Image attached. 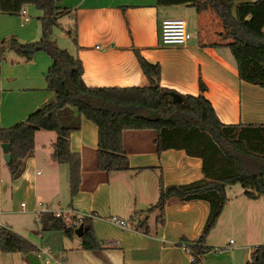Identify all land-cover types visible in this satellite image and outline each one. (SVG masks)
I'll list each match as a JSON object with an SVG mask.
<instances>
[{"label": "crops", "instance_id": "1", "mask_svg": "<svg viewBox=\"0 0 264 264\" xmlns=\"http://www.w3.org/2000/svg\"><path fill=\"white\" fill-rule=\"evenodd\" d=\"M239 1L243 0L234 3ZM26 5L23 4L25 11ZM64 7L72 17L71 24L75 21L76 54L85 84H146L147 78L133 51L136 48L147 60L159 63L162 86L196 94L200 78L205 85L202 93L221 122H264V89L240 79L228 48L214 44L223 43L218 36L222 25L212 11H196L186 3L158 5L155 0H71ZM164 17L185 21L190 32L185 43L160 42L159 23ZM70 52H74L73 44ZM6 60L0 67L3 127L22 119L52 96L43 77L51 62L47 53L37 50L28 59L12 55ZM155 136L152 128L124 129L121 141L128 165L143 168L106 172L95 165L96 127L81 116L80 127L69 133V148L78 152L80 158V182L70 198L67 165L49 158L55 132L43 128L33 132V148L23 158L19 174L14 178L8 174L6 178L10 204L23 196L26 203L20 200L19 206L22 202L25 210L33 214V221L43 209L70 207L78 213L92 212V225L100 244L99 251L94 252L78 247L77 233L71 238L62 237L63 250L55 257L49 253L45 264H190V255L179 240L199 233L207 215V202L170 196L163 206L161 222L156 208L148 212L143 209L157 198L159 175L164 185L194 181L202 177L201 161L181 148H165L157 153ZM2 164L5 166L0 147V167ZM231 188V184L225 186L227 200L206 237L205 244L210 249L198 264H243L251 248L264 243L263 199L259 195L246 197L242 187L229 196L227 189ZM9 211L11 208L0 200V213ZM144 214L146 232L129 219L131 215L136 218ZM111 215L124 219L127 226L122 228L111 222ZM0 225L39 245L38 226L32 230L35 236H29L23 235L28 228L12 221L0 219ZM213 232L233 233L237 241L228 237L223 244H213ZM0 264H28V260L19 251H0Z\"/></svg>", "mask_w": 264, "mask_h": 264}, {"label": "trees", "instance_id": "2", "mask_svg": "<svg viewBox=\"0 0 264 264\" xmlns=\"http://www.w3.org/2000/svg\"><path fill=\"white\" fill-rule=\"evenodd\" d=\"M60 0H0V12L17 14L25 3L39 9L40 37L18 41L15 37L0 40V58L6 49L28 59L37 50H44L51 62L43 74L45 88L51 98L38 104L22 119L0 126V142H8L10 158L5 162L10 178L17 176L21 162L33 148V132L50 129L55 139L50 144L49 158L67 165L68 191L71 198L80 182L79 153L69 148V133L80 127L81 116L96 127L95 165L103 171L130 167L122 145L124 129L152 128L156 131L155 150L181 148L201 161L202 177L182 184H163L158 176V194L143 210H158L162 221L163 206L170 196L179 200L203 199L208 211L199 233L181 237L179 242L190 255V264H198L210 249L205 244L225 201V186L239 183L248 198L262 195L264 204V122L223 123L210 101L203 95L204 83L198 78L196 94L181 93L182 101L171 100L172 88L159 84L160 66L133 49L147 83L143 85H87L81 78V61L76 54V29H64L57 21L68 11ZM158 5L186 3L196 11H212L222 25L219 40L228 48L237 76L264 89V0H155ZM52 26L70 35L74 52L58 48L49 38ZM152 168L153 166H148ZM70 204V199L68 201ZM70 206V205H67ZM92 212L76 213L67 219L51 211L38 214L39 245L8 227L0 225V251L31 253L37 258L39 247H47L54 257L62 250V237L77 233L79 248L98 252L100 244L92 225ZM140 216V215H139ZM129 217L131 224L146 232L147 215ZM158 220V219H157ZM76 221V224H73ZM243 264H264V243L254 245Z\"/></svg>", "mask_w": 264, "mask_h": 264}, {"label": "rangeland", "instance_id": "3", "mask_svg": "<svg viewBox=\"0 0 264 264\" xmlns=\"http://www.w3.org/2000/svg\"><path fill=\"white\" fill-rule=\"evenodd\" d=\"M71 0H60L59 3L62 6H65L67 3H69ZM26 11L24 10V14L27 13L28 18L20 25L19 21L21 20L23 15L18 14H12V13H3L0 12V40L7 39L9 37H15L18 41H32L36 40L40 37V23L37 19V16L41 14L40 10L35 8L33 4L26 3ZM189 18V24H191V17ZM188 20V19H186ZM57 21L59 22L60 26L64 29H68L72 27L71 21L72 17L64 14L61 17L57 18ZM62 28H59L58 26H52L51 33H50V40L54 42V44L58 48H66L67 50H72V41L70 38V35L65 33ZM43 53H46L44 50ZM41 53V52H40ZM13 56H19L16 52H14L11 49H6L3 54V58H0V67L2 68V61L11 58ZM252 118H257V116H254ZM255 123H258L257 121H254ZM6 178H8V172L6 167L2 164L0 167V200L2 201V204L6 206L8 209L11 208L12 211L9 212H3L0 213V219L6 220L7 222L12 221L13 224H19L20 226H25L28 228V232L23 231V235H29V236H35L34 232L32 230L37 229L38 221H33L34 217L32 213L27 212L25 210L24 206H19V201L24 200L26 203V199L23 196H20L17 198V201L13 204H10L9 202V188H8V182L6 181ZM231 189H227V195L230 196L232 192L235 189H238L239 187H242L239 183L231 184ZM243 188V187H242ZM259 196L262 198V195L259 194ZM27 206V204H26ZM68 217L70 212L67 213ZM231 237L234 239V241H237L236 236L233 233H222V232H213L212 236V242L213 244L221 243L223 244L225 241H227V238ZM39 238V237H38ZM40 239V238H39ZM38 239V240H39ZM264 240V239H263ZM40 260L43 264V256H40Z\"/></svg>", "mask_w": 264, "mask_h": 264}, {"label": "built area", "instance_id": "4", "mask_svg": "<svg viewBox=\"0 0 264 264\" xmlns=\"http://www.w3.org/2000/svg\"><path fill=\"white\" fill-rule=\"evenodd\" d=\"M19 15H23L21 20L19 21V24L21 25L27 18V13L24 14V8L23 5L20 7V10L18 12ZM190 37V32L187 30L185 21L178 17H164L160 20L159 23V40L163 44H183L185 43ZM20 205L22 206L23 203L21 202ZM41 211H51L54 215H60L64 219L68 218V212L70 213H76L78 216L77 219L80 218V216L84 213H78L74 209L68 207L66 209H53V210H40L37 212L36 217L38 218V214ZM89 215V213H88ZM111 222L117 224L118 226L124 228L127 226L124 219H121L120 217L116 215L110 216ZM76 221H73V224H76ZM231 239H229L230 241ZM40 256H43V261L47 259L48 256H50L49 251L47 247H41L39 248V252L37 253V258L40 259Z\"/></svg>", "mask_w": 264, "mask_h": 264}, {"label": "water", "instance_id": "5", "mask_svg": "<svg viewBox=\"0 0 264 264\" xmlns=\"http://www.w3.org/2000/svg\"><path fill=\"white\" fill-rule=\"evenodd\" d=\"M264 30V27H263ZM169 95L172 101L180 102L182 101L183 97L179 94V92L175 90H170ZM0 147L2 150V158L5 162L9 161L10 154L8 152L9 143L8 142H0ZM26 257L28 260V264H39V260L31 253H26Z\"/></svg>", "mask_w": 264, "mask_h": 264}]
</instances>
